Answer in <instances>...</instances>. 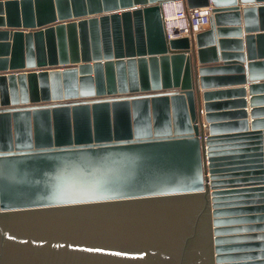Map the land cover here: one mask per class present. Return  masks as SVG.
Listing matches in <instances>:
<instances>
[{"label": "water", "instance_id": "1", "mask_svg": "<svg viewBox=\"0 0 264 264\" xmlns=\"http://www.w3.org/2000/svg\"><path fill=\"white\" fill-rule=\"evenodd\" d=\"M170 1L0 0V264H264V0Z\"/></svg>", "mask_w": 264, "mask_h": 264}, {"label": "built area", "instance_id": "2", "mask_svg": "<svg viewBox=\"0 0 264 264\" xmlns=\"http://www.w3.org/2000/svg\"><path fill=\"white\" fill-rule=\"evenodd\" d=\"M169 4L175 10L173 15H168L167 12H164L165 28L169 39H177L185 36L190 37L192 33L196 34L203 31L210 23V17L213 14L212 5L200 8H189L185 0H172L166 2L164 7ZM169 17L173 21L172 28L169 25Z\"/></svg>", "mask_w": 264, "mask_h": 264}, {"label": "bare ground", "instance_id": "3", "mask_svg": "<svg viewBox=\"0 0 264 264\" xmlns=\"http://www.w3.org/2000/svg\"><path fill=\"white\" fill-rule=\"evenodd\" d=\"M163 11H164V12H167L168 15H173L174 12H175L174 7H173V6H170V4H169V5H166V6L164 7ZM168 19H169V25H170V27L172 28V27H173V26H172V24H173L172 18L169 17ZM173 19H174V17H173ZM247 88H248V87H247ZM248 96H249V99H250V95H247V99H248ZM249 108L251 109L252 107L249 105V106L247 107V109H249ZM250 111H251V110H250ZM204 126H206V124H205ZM263 186H264V185H263Z\"/></svg>", "mask_w": 264, "mask_h": 264}, {"label": "crops", "instance_id": "4", "mask_svg": "<svg viewBox=\"0 0 264 264\" xmlns=\"http://www.w3.org/2000/svg\"><path fill=\"white\" fill-rule=\"evenodd\" d=\"M246 98H247V97H246ZM248 100H249V96H248ZM247 110L250 112L251 109L249 108V109H247Z\"/></svg>", "mask_w": 264, "mask_h": 264}]
</instances>
